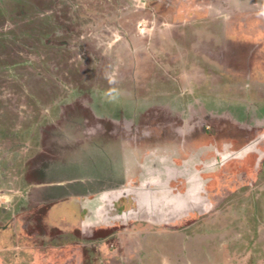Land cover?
Returning <instances> with one entry per match:
<instances>
[{"label":"rangeland","instance_id":"rangeland-1","mask_svg":"<svg viewBox=\"0 0 264 264\" xmlns=\"http://www.w3.org/2000/svg\"><path fill=\"white\" fill-rule=\"evenodd\" d=\"M67 1L66 5L62 3L63 7L52 8L47 13L48 15L55 14L54 12L60 13L57 18H64L65 24L61 27L57 25L48 28L46 26L45 30L35 24V27L32 26L29 29L32 33L30 39L27 37L28 27H26L25 22L19 33L15 31L18 28L10 25H6L4 29L0 26L2 31L0 34L5 45L4 49L0 47V67L3 68L0 69L2 74L0 75V128L2 129L0 130V149L2 152L16 151L19 162L17 168H20L21 161L27 164V167L30 166L31 175L34 178L30 175L26 177H30L32 180L28 179L31 183L25 184V188H28L25 191L32 190L31 194H36V198L24 206L23 211L16 212L15 209H12L11 199L6 196V192L0 195V206L4 205V202L9 209L7 216L9 222L4 228H0V263L105 264L106 259L112 261L113 258H117L113 251L123 242L127 250L124 255L122 250L118 253L121 258H125L126 264H264V167L262 168V163L260 166L257 165L255 169V172L260 174L258 182L253 183L251 180V184L239 189L240 192L233 193L236 188L235 185L225 183L227 181L224 178H220L218 182L214 183L217 185L215 188L211 185L208 192L212 196L215 194L213 190L217 189L218 196H213V205L217 209L207 216H202L205 212L195 215L193 212L190 217H182L173 223L151 224L148 221H141L144 224H135L132 227V232L118 234L108 240H103L105 241L104 245H99L100 242L94 238H104L107 233L112 232L110 230H92L90 232L85 229L81 231L80 225L78 230H70L71 223L78 222L77 218L74 217L75 207L68 206L61 200L54 202V200L63 197L66 192L58 191V187H49V185H57L55 181L62 182L69 178L68 175L72 174L69 169L72 167L66 166H78L82 157L88 156L89 153L91 155L96 154L93 150L95 143H99L100 147L117 148L118 145L114 141L119 143L117 138L122 136V123L115 126V137L103 134L86 135L87 132H90V127L95 128V116L100 117L105 113L101 101H99L101 96L97 89L109 92L111 80L119 81V69L123 68L120 63H127L128 59H135L134 64H136V60L139 58L138 65L143 66V70L147 74L151 73L153 78L155 75L152 73L153 66H155L154 62H147L148 59L142 62V57L157 60V78L160 76L162 80L168 83L167 87H160L162 91L170 92L174 85L184 89L191 88L193 79L188 75L190 68L186 65L185 59L187 58L181 54V52L190 51L184 46L180 49L179 57L176 56L172 59L173 64H177L172 71L167 63L164 64V58L157 52L158 50L156 51L151 41L141 39L142 42L136 43L135 38L141 36L147 29L150 28L152 32L158 31L155 30V27L149 26L152 17L149 14L154 13L155 9L152 12L147 9L144 10L143 0ZM212 1L219 3L223 0ZM259 2L260 0H244L241 3V8L254 6ZM221 6L226 7L225 4ZM262 9L259 5L256 10ZM42 13L39 10V14ZM223 13L218 10L206 11V21L203 25L217 29V31L212 29L206 31H214L213 34L226 36V28L222 30L218 25L226 24L227 26L229 20L221 16ZM229 17L234 20L237 19L235 15ZM187 20L189 23H193L190 19ZM247 23H241L245 25L243 28H247L241 34L249 33L247 32ZM111 34L114 36L111 37ZM112 39L114 40L112 41ZM27 40L30 42L35 40L36 51L35 53L32 52L30 57H28ZM110 40L112 43L109 42ZM43 41H50L53 44L51 47L45 46L43 50ZM12 42L21 45L23 52L20 50V55L14 59L9 57L8 53ZM50 42L48 43L51 44ZM114 44L125 51V57L120 55V60L117 57L113 58L114 49L117 47L116 45L113 46ZM161 45L163 47L168 46L167 39H163ZM242 49H245V52L235 56L238 58L241 55L244 56V64L239 65L238 59L228 58L227 63H229L227 65L243 66L246 68L243 72L247 75L250 71L247 66L245 67V64L252 61L255 50H251L252 47L248 44L244 45ZM39 50L45 51V56L38 52ZM142 50L145 52L142 53ZM53 51L61 55V59L57 60ZM132 54H135L136 58H131ZM151 56L153 57L151 58ZM12 64L14 67H9ZM147 65H151L152 68L147 67ZM111 66H115L117 69ZM183 71L187 79L183 76ZM131 72L136 78H139L138 67L133 68ZM140 75H142L141 78L145 77L144 73ZM208 75H213V71L198 76L201 78ZM242 75L243 78L237 77L234 80L226 81L227 84L236 85L231 90L232 92H228L231 93L229 95L224 89H218L214 94L199 92L197 97H180L172 94L165 96V98L147 99L143 102L161 106L162 111L169 113L162 117L142 111L144 107L139 103L127 105L125 102L124 105H121L114 100H109L108 103L115 111L121 108L127 109L128 116L123 115L122 121H125L124 125L130 126L132 135H136L137 138L138 129L133 125V122L138 119H134L135 117L141 115L140 117L144 119L142 123L145 125L147 123L146 131L153 138L150 143L154 145L157 142L172 144L169 137L176 138L175 135L172 136L171 134L174 131L172 127L175 129L180 127L178 131L181 132L185 130V122L181 123L183 117L195 121L196 116L191 109L197 113L204 112L213 116H220V123L222 124L233 122L235 124L237 122L243 125L251 118L258 116V119H253L256 122L255 126H263L264 85L262 82L257 83L248 80L244 77L245 74ZM177 76L178 84H175L174 81ZM223 79L226 80L227 78ZM246 84L249 86L245 87ZM92 86L95 88L92 90L94 98L85 100V103L77 99L79 95L77 92L70 98L71 90L74 92L73 88L87 89ZM46 93L49 94V98L45 97ZM215 95L218 98L214 97ZM59 96L63 100L70 99V103H66L60 111L57 108H52L54 115L47 116L46 113L50 109L49 105ZM229 116L234 120L229 122ZM110 119L116 122L113 117ZM81 122H84V125ZM227 126L233 128L235 132L239 128L228 124ZM104 127L109 126L104 125ZM84 129L87 131L83 132ZM243 131L245 133L240 134L238 138L250 139L251 137L248 135L250 132ZM129 141L125 138L124 142L127 144L125 146L127 148L135 147ZM78 142H82L83 145L78 146ZM150 143L149 141L146 142V144L151 145ZM27 150L30 151V155L24 158ZM44 152L47 155L50 152L53 153L51 160H47ZM96 161L97 163L100 162L98 158ZM97 163L94 162L95 165ZM258 166L260 171H257ZM115 167V164L106 165L101 167L102 171H99L108 172ZM22 175L25 176L24 170H22ZM234 180L238 186L246 182L238 176L234 177ZM31 184L33 185L32 188ZM42 184H46V186ZM16 188L20 189V193L24 190L19 184ZM202 195L206 196V192H203ZM249 197L251 199L257 198L259 204L251 205L249 203L243 204V206H239L241 202L236 204V201L246 202ZM17 199L20 200L21 198L17 197ZM224 203L225 205H223ZM76 204L80 207L78 201ZM200 205L201 203L195 205L196 211L205 209V204ZM48 212L51 216L48 215ZM257 217L262 218L258 221ZM126 223L123 222L118 225L123 227ZM162 226L164 227L159 228ZM169 226L173 227L170 228ZM186 230L189 235L184 234ZM139 244H142L143 248H140ZM106 264L108 263L106 262Z\"/></svg>","mask_w":264,"mask_h":264},{"label":"flooded vegetation","instance_id":"flooded-vegetation-1","mask_svg":"<svg viewBox=\"0 0 264 264\" xmlns=\"http://www.w3.org/2000/svg\"><path fill=\"white\" fill-rule=\"evenodd\" d=\"M243 1L244 0H223L222 2L218 3L213 2L212 0H143L144 10L147 9L152 12L153 9H155L154 13L149 14L152 16L149 26L155 27V30L158 31L152 32L150 31V28L147 29L145 33L135 38L136 43L141 41V39L151 41L156 51L158 50L157 52L162 55V58H164V64L167 63L168 67H170L172 71L176 64H173L172 59L176 56L177 58L179 57V52L182 46H184L187 50H190L188 52H181V54L183 56L185 55V58H187L185 59L186 65L188 68H190L188 75L191 77V79H193V85H191L192 87L188 89H184L183 87L179 88L178 85H174L171 87L170 92L162 91V88L160 87H167L168 83L162 80L160 76L157 78V60L150 59L148 57H142V59L140 58L142 62H145V59H148L147 62H154L155 66H153L154 70L152 73H155L156 76L153 75L154 77L152 78L151 73L147 74L143 70V66L141 67L138 65L137 61L139 58L136 60L137 65L134 64L135 59H128L127 63H120V65H122L121 67L123 68L119 69V81H116V79L111 80L109 92L107 90L100 91L97 89V91H99V95L101 96L99 101H101L100 103L102 108H104L103 110L105 113L100 117L95 116V128L90 127V132H87L86 135L90 136L95 134H103L110 137H115V126L121 125L122 123V136L117 138L119 143L118 141L115 142L113 140L114 143L118 145V147H100L99 143H95L93 150L96 154L91 155V153H89L88 156H85L84 158L82 157L81 161L78 163V166H66L68 168L72 167L69 169V171L72 173L71 175H68L69 178L62 182L55 181L57 185H54V183H51L54 186L49 185V187H58V191L62 190L63 192H66L63 197L54 200V202H60L61 200L66 205L73 208L75 207L76 213L74 217L77 218L79 225L82 217L86 215V212L82 208L78 207L76 204L77 201L91 198L98 192L114 189L120 186H136L138 184L139 177L145 172L144 170L146 169L147 165L151 164L156 158H166L174 163V165L186 166L187 172H183L181 177L170 180L169 185L173 189V192L184 193L187 189V183L185 184V182H187V178H193L196 180V182H199V185L195 190L200 193L198 198H200V200L206 199L207 205L209 204L212 207V210H209L208 208V211L205 213L199 210L198 212L200 214L204 213L202 216H207L210 213H214V210L217 209V207L213 205V196L208 191L210 186L218 182L220 178H224V180L227 181L225 183H232L235 185L236 188L234 189L233 193L240 192L239 189L251 184V180H253V183L258 182L260 174L255 172V169L257 165L260 166L261 163L263 164L262 168L264 167V138L255 143L250 151L233 157L234 154L240 151L244 146L264 134V125H258V127H256V122L253 121V119H258V116H255L253 119L251 118L246 124L244 123L243 125L238 124L237 122H235V124H233L234 122L227 123L228 125L235 126L236 128L239 127L236 129L237 132H235L233 131L234 129L228 127L227 124L220 123V116H213L204 112L197 113L191 109V111L195 113V121L194 119L191 120L189 118L183 117L181 119V123L185 122V130H182L181 132L178 131L180 127H177L178 129L172 127L175 132H170L172 136H176V138L169 137V139L172 141V144L157 142V144L154 145L150 143V140L153 138L150 137V133L146 131L145 128L147 123L146 125L142 123L144 119L143 117H140L141 115L135 117L134 119H138L137 121L133 122V125H135L136 129H138L139 135L137 138L135 137L136 135H132L133 132L130 130V126L128 127L124 125L125 121H122L123 115L128 116L126 113L127 109L123 110L121 108L115 111L108 103L109 100H114L121 105H124L125 102L127 105H136V103H139V105L144 107V110L142 111H147L157 117L159 115L162 117L169 113L162 111L161 106H157L155 104L150 105V103L143 102L147 99L153 100L155 98H165V96H170L172 94L180 97H197L199 92L214 94L218 89H224L225 92L227 91L226 94L229 95L231 93L228 92H232L231 90L236 85L233 86L232 84H227L228 82L226 81L234 80V78L237 77L243 78L242 74H245L244 77H246L248 80L257 83L262 82L264 85V0H260V2L258 4H254V6H246L245 8H241V3H243ZM67 2V0H0V26L2 29H4L6 25H10L11 27L18 28L15 29V31L19 33L23 28V23L25 22L26 27H28L27 37L30 39L32 33L29 29H31L32 26L35 27L36 22L43 26H48L49 28L51 26L54 27L57 25L58 27H61L63 24H65L64 18H57V15L60 16V13L58 14V12H54L55 14L52 13V15H48L47 13H49L48 11H51L52 8L55 9L56 7H63V5H66ZM224 4L227 8L221 6ZM259 5L263 9L257 11L256 9L259 7ZM39 10L43 13L39 14V17L36 18L34 11ZM209 10H218L220 12H224L221 14V16L229 20L227 22V26L226 24L218 25L222 30L226 28V36L213 34L214 31H217L215 27L212 29V27L208 28L207 26L203 25L206 21V11ZM230 15H235L237 19H231L229 17ZM187 19H190L193 21V23H189ZM241 23H247V32L249 33L241 34V32H245L244 29H247L243 28L245 25H242ZM158 26L159 28H157ZM210 29L214 31H206ZM62 30L63 29L61 28V31ZM0 32L2 31L0 30ZM113 36L114 35L111 34V37ZM124 36H126L125 33ZM163 39H167V42L169 43L168 46L163 47L161 45V41ZM113 40L114 39H112V41ZM112 41L110 40L109 42L112 43ZM189 41L192 42L190 43ZM27 42V49L29 51L28 57H30V54L32 52L35 53L36 51L35 40L31 42L30 40H27ZM48 42L43 41L42 46L51 47L53 43L50 42L51 44H49ZM3 43L4 41L2 40V35L0 34V47L2 49H4L5 46ZM247 44L250 45V47H252L251 50H255V52L252 61L250 63L246 62L245 64V67L247 66L248 70L250 71V73L246 75V73L243 72L246 68L239 66L244 64L243 62L245 57L241 55L238 58V56L236 57L235 55L244 53L245 49L242 48ZM115 45L116 44L113 46ZM116 46L117 47L114 49L113 58L117 57L120 60V55L124 56L125 51H122V48L118 47V45ZM19 48L21 49V45L14 44L12 42L11 48L8 49L9 57L12 59L17 58L20 55ZM11 49L12 51H10ZM43 50H39L38 52L45 56V51ZM144 52L145 51L142 50V53ZM54 54L57 56V60L61 59V55H58L55 52ZM152 57L153 56H151V58ZM131 58H136L135 54H132ZM228 58L238 59L239 65L235 67L227 65L229 63H227ZM9 67L13 68L14 64L10 65ZM111 67L114 68L115 66ZM136 67H138V77L140 79L136 78V76L131 72L132 69ZM147 67L152 68L151 65H147ZM0 69L3 68L0 67ZM115 69L117 68L115 67ZM211 70L213 71V75L199 78L198 75L205 74ZM162 71L164 70L162 69ZM141 73H144V78H141ZM0 75H2L1 72ZM192 75H194V77H192ZM183 76L185 77L184 71ZM225 77L227 78L226 80L223 79ZM176 78L177 79H175L174 83L178 84V76ZM185 79L187 78L185 77ZM247 86L249 85L246 84L245 87ZM193 88L195 89L192 90ZM93 89L95 90L93 86L87 89L73 88L74 92L71 90L72 93L70 92V98H72L77 92L79 94L77 99H80V102L85 103V100L94 98V93L92 92ZM45 97L49 98L50 96L46 93ZM214 97L218 98L216 95ZM66 103H70V99L63 100L60 99L59 96L57 100L54 99L52 104L49 105L50 109L47 111L46 115H54V113H52V108H57V110L60 111L62 110V107L66 105ZM80 105L82 106V104ZM110 117H113L116 122L111 120ZM233 120L234 118L229 116V122ZM83 123L84 122H81V124ZM104 125H108L109 127L106 128ZM241 129L249 131L250 133H248V135L251 138L246 140L238 138L240 134L244 132ZM0 130L2 129L0 128ZM85 131L87 130L84 129L83 132ZM125 138L130 140L129 142L133 143L135 147L127 148L125 146L127 144L124 142ZM105 139L107 141V138ZM147 141H149L151 145L146 144ZM82 145V142H78V146ZM13 151L14 150H8L6 152H2V149H0V171L3 169L0 175V195L6 192V196L11 199L12 209H15L14 211L16 212L19 210L23 211L24 206H27L28 203H31L32 199L36 198V194H31L32 190L25 191L28 190V188H25L26 185L31 183L28 179L32 180V178L26 177L28 175L33 177V175H31L32 171L30 170V166L27 167V164L23 163L22 161L19 165L21 170L20 168H17V163L19 164L17 160V153L14 151L16 153V156L14 157ZM29 152V150L25 152L24 158L30 155ZM43 154L46 155L47 160H51L53 153L50 152V154L47 155L46 152H44ZM96 158L100 160L99 163H97ZM94 162L97 163V165H95ZM114 164L116 167L112 168L111 171H99H102L101 167L106 165L112 166ZM259 166L257 171H260ZM22 170H24L25 176L22 175ZM186 174H188V177H186ZM237 176L241 179L243 178L246 182L238 186L237 182L234 180V177ZM193 179L191 180L193 181ZM18 184L24 189L22 193H20V189L16 188ZM42 185L46 186V184ZM30 186L31 188L33 187L32 184ZM203 192H206L207 197L202 195ZM17 197H20L21 199L19 200ZM254 198L251 199V197H249L246 202H242V200L236 201V204L239 202H241L239 203V206L249 203L251 205L256 203L259 204V200ZM225 203L223 205H225ZM3 204L4 205L0 206V228H4L9 222L7 220L9 209L6 207L4 202ZM134 209L135 203L133 202L132 198L128 196L119 199L116 203H112L107 212V216L110 218L116 217L122 213L133 211ZM199 213L194 212L193 215ZM2 214L4 215L2 216ZM48 215H50V212H48ZM190 216L191 215H189V217ZM261 218L257 217L256 219L259 221ZM120 223L123 222H115L111 226H97L95 229H88V231H112L107 233L104 238H94V240L100 242L99 245H104L105 241L103 240H108L118 234L122 235L132 232V227H134L135 224H144V222L141 221L129 222L128 220V223H126L125 226L119 227L118 224ZM76 225V222L71 223V227H69L70 230L75 229ZM151 227L153 226L151 225ZM163 227L164 226L159 228ZM169 227L172 228L173 226ZM174 227L177 228L176 226ZM184 234L189 235L187 234V230L184 231ZM139 247L143 248L142 244H139ZM121 250L124 255L127 248L123 242H121V244L113 251L117 258H113L112 261L104 259L105 264L106 262L108 264H126V261L124 260L125 258H121V255L118 253ZM110 251L112 250L110 249Z\"/></svg>","mask_w":264,"mask_h":264},{"label":"water","instance_id":"water-1","mask_svg":"<svg viewBox=\"0 0 264 264\" xmlns=\"http://www.w3.org/2000/svg\"><path fill=\"white\" fill-rule=\"evenodd\" d=\"M262 138H264V134L244 146L233 157L250 151L255 143ZM144 171L136 186H120L98 192L91 198L78 201L79 206L86 212V215L80 221L81 231L96 226H111L115 222L128 220L148 221L151 224L173 223L182 217H188L193 212L199 213V210H195V205L199 203L206 206L202 212L208 211V208L210 210L211 206L207 205L206 199L200 200L198 198L200 193L195 190L199 182H196L195 179L187 178V182H185V184L187 183V189L184 193L173 192V189L169 186L171 179L181 177L183 172H187L185 165L177 166L166 158H156L151 164L147 165ZM186 177H188V174H186ZM128 196L135 203L133 211L111 218L107 216L112 203Z\"/></svg>","mask_w":264,"mask_h":264},{"label":"trees","instance_id":"trees-1","mask_svg":"<svg viewBox=\"0 0 264 264\" xmlns=\"http://www.w3.org/2000/svg\"><path fill=\"white\" fill-rule=\"evenodd\" d=\"M34 15L36 16V18L37 17H39L38 15H39V11L37 12V11H34ZM47 17V16H46ZM35 24H38L37 22L35 23ZM38 27H42V29H46V26H43V25H41V24H38ZM49 28V27H48ZM14 43V42H13ZM42 48L44 49L45 48V46L43 47L42 46ZM21 49H19V51H20ZM214 186V188H215V186H217L216 184H214L213 185ZM214 192H215V194L213 195V196H218V194L216 193V191H217V189H214L213 190ZM215 202H217V201H215ZM76 230H78L79 229V223L77 222V225H76V228H75Z\"/></svg>","mask_w":264,"mask_h":264}]
</instances>
